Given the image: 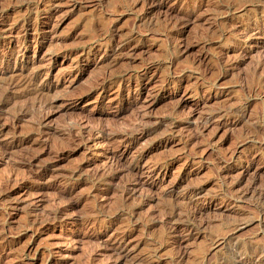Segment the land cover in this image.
Returning a JSON list of instances; mask_svg holds the SVG:
<instances>
[{
    "label": "rangeland",
    "instance_id": "obj_1",
    "mask_svg": "<svg viewBox=\"0 0 264 264\" xmlns=\"http://www.w3.org/2000/svg\"><path fill=\"white\" fill-rule=\"evenodd\" d=\"M263 36L264 0H0V264H264Z\"/></svg>",
    "mask_w": 264,
    "mask_h": 264
},
{
    "label": "bare ground",
    "instance_id": "obj_2",
    "mask_svg": "<svg viewBox=\"0 0 264 264\" xmlns=\"http://www.w3.org/2000/svg\"><path fill=\"white\" fill-rule=\"evenodd\" d=\"M264 37V36H263ZM1 76V75H0ZM32 78V77H31ZM29 79V78H28ZM19 80V79H18ZM30 80V79H29ZM31 84V83H30ZM17 85V84H16Z\"/></svg>",
    "mask_w": 264,
    "mask_h": 264
}]
</instances>
